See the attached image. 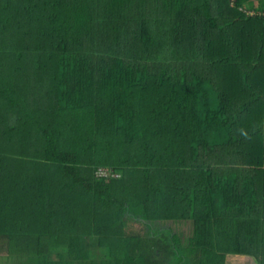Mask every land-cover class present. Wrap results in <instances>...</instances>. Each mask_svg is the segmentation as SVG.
Instances as JSON below:
<instances>
[{"label": "trees", "instance_id": "16d2710c", "mask_svg": "<svg viewBox=\"0 0 264 264\" xmlns=\"http://www.w3.org/2000/svg\"><path fill=\"white\" fill-rule=\"evenodd\" d=\"M0 254L264 264V0H0Z\"/></svg>", "mask_w": 264, "mask_h": 264}, {"label": "rangeland", "instance_id": "374dc122", "mask_svg": "<svg viewBox=\"0 0 264 264\" xmlns=\"http://www.w3.org/2000/svg\"><path fill=\"white\" fill-rule=\"evenodd\" d=\"M155 226H157L158 228L162 229V228H170L172 233H177L179 234V238H180V242L185 245L186 243V238L188 237V235L190 234V230L188 229V225H181V224H172L169 221L160 223V224H155ZM131 228L135 229V225H132ZM93 254H95V256L97 257H101L103 255H105V253L101 252L99 254L98 251H94ZM0 255H4V254H0ZM243 262H246L245 260H243ZM224 264H241L240 262H238L236 260L235 257H229L227 256V259L225 260Z\"/></svg>", "mask_w": 264, "mask_h": 264}]
</instances>
